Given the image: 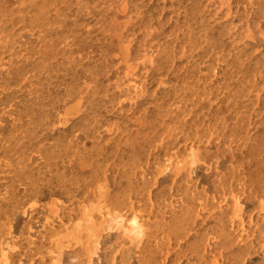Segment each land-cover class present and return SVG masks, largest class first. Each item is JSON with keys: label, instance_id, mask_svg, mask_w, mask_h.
Masks as SVG:
<instances>
[{"label": "rangeland", "instance_id": "rangeland-1", "mask_svg": "<svg viewBox=\"0 0 264 264\" xmlns=\"http://www.w3.org/2000/svg\"><path fill=\"white\" fill-rule=\"evenodd\" d=\"M5 1L2 74L52 53L64 95L74 68H109L96 147L77 109L60 135L22 134L32 75L0 96V264H264V0Z\"/></svg>", "mask_w": 264, "mask_h": 264}, {"label": "bare ground", "instance_id": "bare-ground-1", "mask_svg": "<svg viewBox=\"0 0 264 264\" xmlns=\"http://www.w3.org/2000/svg\"><path fill=\"white\" fill-rule=\"evenodd\" d=\"M12 4L13 3L6 2L5 0H0V36L2 37V40L4 41V45H3L4 48H0V57H1V54L8 51L7 49H9L11 47V44L14 41H16V39H18L17 35L13 32L14 29L12 27L7 28L5 23H4V20H6L9 17V15L12 13V11L14 10V6ZM29 9H31V6H29ZM114 10H115V8H114ZM19 16L22 17L21 14ZM223 17L225 18L226 16H223ZM223 17H222V19H223ZM20 39H22V38H20ZM93 49H95V50H93L94 52L93 51H91V52L96 53V47ZM34 51L28 50L27 53L29 56L35 57ZM16 54H19V56L21 55L20 52H16ZM52 55H53L52 53H47L45 56H43L41 58H40V55H38L39 56L38 61L28 71L20 68L15 63H13V61L10 64H8L7 71H9V72L7 73V75L2 74L0 72V96L2 94L6 93V89L9 86H13V90L20 89L23 86V84H24L23 81L26 79V77H28L29 75H32L34 78H36V82L38 83L37 87L35 88L33 93H32L33 89H31V87L29 88L30 90L28 91V93H32V94L24 95L22 98L21 110L18 111L17 113L11 111V115L16 116L18 118H24V117L28 116L31 119L32 126L38 127V128H34L31 131L25 129L24 131H22V134H25L27 136L34 137V138L38 137L44 133H51L54 136L60 135L61 132L63 133V129H62V131H60L61 129H59V128H63L68 123L70 111L72 109H74V110L77 109L81 113L82 112L86 113V117H85V115H83V117H85V121H83L84 123H82V126L78 127V132H80L82 130L83 134L86 135V137L85 136L84 137L88 138L90 140V142H92V146L96 147V99H97L96 86H97V81L99 79L104 80V83H106L105 82V80H106V78H105L106 74L105 73L108 71L109 67H106V66H97L96 67V62H94L93 66H88V67L84 68L85 69L84 71H86L85 73H87V75H86L87 80H85V81L79 80L78 78H76L74 80L75 77H78L77 75H75V72H77V68H74V72L72 73V78H73L72 83L68 87L66 93L64 95H51L49 78L53 72L52 71L53 67L50 65V57H52ZM112 56H113V54H112ZM215 56H216V54H215ZM39 59L41 60V62L39 64H37L39 62ZM4 60H2L0 58V69L3 66ZM85 83H87L88 85ZM34 97H36V98H34ZM8 105L9 104H7V107H9ZM69 105H72V106L68 107ZM48 130H50V131H48ZM76 135H77V133H73V135H71L72 136L71 138L59 137L58 141L67 142L69 144H81L75 138ZM1 140H3L4 144L8 147V150L6 151L4 156L7 158L8 161L13 160L14 155H13V153H11V151L9 152V150L16 148V146L21 142L20 137H17V136H14L12 138L4 137V138H1ZM95 186H96V183H95ZM51 198H53V197H51ZM56 201H57V199H56ZM95 201H96V199H95ZM89 203H91V202H89ZM50 204L52 207L54 206V205H52L53 203L50 202L47 205V207H50L49 206ZM80 206H82V205H80ZM30 207H32V206H30ZM83 207H85V206L83 205ZM83 207H81L80 210L81 209L83 210L84 209ZM50 208L48 210H50ZM21 210L23 211V209H21ZM55 211L57 212V208H55ZM23 213H24V211H23ZM87 213H89V212H87ZM83 216H84V213H83ZM86 217L87 216H85L84 218H86ZM89 217L90 216H88V218ZM43 221L46 222V219H44ZM129 225H130V232L132 234L136 235L137 237H139V234H143L141 232L142 226L139 224L136 216L132 217L129 220ZM73 226H75V225H73ZM8 228H9V226H8ZM128 230H129V228H128ZM49 239H51V238H49ZM100 245L101 244L99 243V240L93 241V243H92L93 251L91 249V251H92L91 255H97V252L99 251ZM1 253H2V251H1ZM72 260H74V259H72ZM87 260H89V258ZM2 261H4V260H2Z\"/></svg>", "mask_w": 264, "mask_h": 264}]
</instances>
